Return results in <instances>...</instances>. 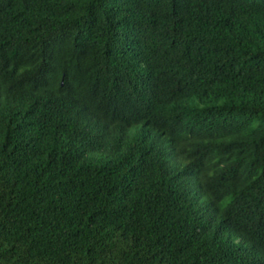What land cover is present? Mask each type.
Returning a JSON list of instances; mask_svg holds the SVG:
<instances>
[{"label": "trees", "instance_id": "16d2710c", "mask_svg": "<svg viewBox=\"0 0 264 264\" xmlns=\"http://www.w3.org/2000/svg\"><path fill=\"white\" fill-rule=\"evenodd\" d=\"M0 264H264V0H0Z\"/></svg>", "mask_w": 264, "mask_h": 264}]
</instances>
